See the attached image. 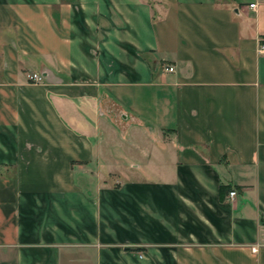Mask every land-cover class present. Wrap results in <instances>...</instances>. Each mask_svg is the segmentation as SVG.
Returning a JSON list of instances; mask_svg holds the SVG:
<instances>
[{
  "label": "crops",
  "instance_id": "0c3cea01",
  "mask_svg": "<svg viewBox=\"0 0 264 264\" xmlns=\"http://www.w3.org/2000/svg\"><path fill=\"white\" fill-rule=\"evenodd\" d=\"M262 37L264 0H0V264H264Z\"/></svg>",
  "mask_w": 264,
  "mask_h": 264
},
{
  "label": "built area",
  "instance_id": "2783aa9c",
  "mask_svg": "<svg viewBox=\"0 0 264 264\" xmlns=\"http://www.w3.org/2000/svg\"><path fill=\"white\" fill-rule=\"evenodd\" d=\"M257 52L258 54H262L264 55V37L260 38L259 42H258V45H257ZM165 70L166 71H173V67L172 66H166L165 67ZM28 79L32 82H42L43 80V77L41 74L39 73H36V72H31L27 75ZM235 194V191L234 190H231L229 192V196H233Z\"/></svg>",
  "mask_w": 264,
  "mask_h": 264
},
{
  "label": "trees",
  "instance_id": "16d2710c",
  "mask_svg": "<svg viewBox=\"0 0 264 264\" xmlns=\"http://www.w3.org/2000/svg\"><path fill=\"white\" fill-rule=\"evenodd\" d=\"M262 221L264 222V219H262Z\"/></svg>",
  "mask_w": 264,
  "mask_h": 264
}]
</instances>
